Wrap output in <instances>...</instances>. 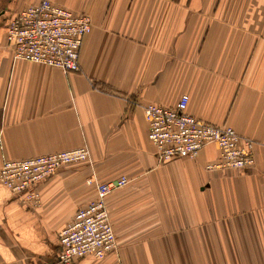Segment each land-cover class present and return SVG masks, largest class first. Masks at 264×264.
Listing matches in <instances>:
<instances>
[{
    "label": "crops",
    "instance_id": "obj_1",
    "mask_svg": "<svg viewBox=\"0 0 264 264\" xmlns=\"http://www.w3.org/2000/svg\"><path fill=\"white\" fill-rule=\"evenodd\" d=\"M91 19L79 71L17 59L11 17L40 0H0V165L86 145L30 207L0 183V264H58L57 232L106 197L115 250L71 264H264V0H51ZM255 143L244 169H214L211 143L159 161L143 107H172Z\"/></svg>",
    "mask_w": 264,
    "mask_h": 264
},
{
    "label": "built area",
    "instance_id": "obj_2",
    "mask_svg": "<svg viewBox=\"0 0 264 264\" xmlns=\"http://www.w3.org/2000/svg\"><path fill=\"white\" fill-rule=\"evenodd\" d=\"M91 30L85 13L40 0L20 9L10 19L6 40L17 59L41 63L65 72L79 71V52L83 37ZM189 96L184 93L172 107L146 104L147 137L156 149L159 161L194 158L206 145L214 143L218 158L206 165L214 169H244L254 162V141L228 125L205 123L187 112ZM86 145L69 150L7 159L0 165V183L30 207L40 205L36 185L60 167L88 161ZM126 177L95 182L94 197L76 210L73 220L57 232L58 264H71L84 256L103 257L115 250V234L109 220L106 197L123 186Z\"/></svg>",
    "mask_w": 264,
    "mask_h": 264
}]
</instances>
